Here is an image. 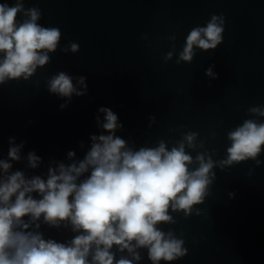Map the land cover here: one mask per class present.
<instances>
[{"label":"water","instance_id":"1","mask_svg":"<svg viewBox=\"0 0 264 264\" xmlns=\"http://www.w3.org/2000/svg\"><path fill=\"white\" fill-rule=\"evenodd\" d=\"M24 6L38 7L39 23L58 27L62 39L51 62L30 80L0 85V157H7L8 139L15 137L16 143L25 142L23 155L35 151L44 165L50 159L66 161L70 150L82 159L90 135L102 131L98 109L107 107L123 125L116 134L137 148L191 130L218 151L214 159H221L229 145L227 131L251 118L249 107L264 106V0H25ZM213 14L225 17L217 49H197L190 64L177 65L175 55L164 61L172 48L170 35H176L178 54L189 31ZM145 34L148 40L142 39ZM69 42L78 43L79 52L60 50ZM211 65L215 80L205 75ZM59 71L86 77L88 87L87 95L73 96L63 110L65 99L46 89L47 79ZM150 116L156 118L151 129ZM259 159V167L249 160L216 169L212 195L198 206L203 214L187 219L173 214L177 223L162 226L182 234L188 249L173 264H264V153ZM44 165L30 174L45 173ZM14 169L24 165L16 163ZM41 231L58 242L73 235L47 225ZM142 254L141 264H150Z\"/></svg>","mask_w":264,"mask_h":264},{"label":"clouds","instance_id":"2","mask_svg":"<svg viewBox=\"0 0 264 264\" xmlns=\"http://www.w3.org/2000/svg\"><path fill=\"white\" fill-rule=\"evenodd\" d=\"M24 3H0V85L30 80L60 48V29L42 26L41 10L25 8ZM224 31V15L213 14L204 26L189 31L178 54L176 35H170L172 48L163 59L168 62L175 55L177 65L190 64L197 49H217ZM60 50L74 54L80 45L69 42ZM214 67L205 71L210 80L218 78ZM46 89L65 99L62 110L73 96L83 97L88 91L86 77L65 71L50 76ZM98 113L103 114V120L96 116L102 131L90 135L82 159L70 150L67 162L50 159L44 165L35 151L22 154L25 142L9 137L7 157H0V264H141L145 252L150 264H173L188 249L182 234L162 226L177 223L173 214L185 219L203 214L198 206L212 195L216 169L223 172L249 160L256 167L262 163L264 121L256 119L264 118L261 105L249 107L251 118L227 131L229 145L221 159H214L218 151L209 150L199 133L191 130L180 133L179 139L161 138L137 148L116 134L123 129L116 113L107 107H100ZM148 119L151 129L156 118ZM215 137L213 132L211 138ZM79 147L85 149L83 141ZM16 163L24 169H14ZM42 165L45 173L30 174ZM228 196L235 198V193ZM42 225L73 235L58 242L46 238Z\"/></svg>","mask_w":264,"mask_h":264}]
</instances>
